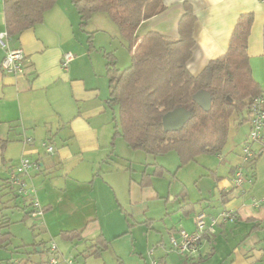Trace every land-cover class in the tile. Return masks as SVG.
Returning <instances> with one entry per match:
<instances>
[{
  "label": "crops",
  "instance_id": "obj_1",
  "mask_svg": "<svg viewBox=\"0 0 264 264\" xmlns=\"http://www.w3.org/2000/svg\"><path fill=\"white\" fill-rule=\"evenodd\" d=\"M163 2L166 8L152 18L144 20L137 30V35L141 38L149 31L155 30L169 39H177L180 36L179 24L185 13V6L190 5L196 15V44L188 67L194 75L200 74L210 61L227 52L237 19L243 13L253 12L254 22L248 39V54L253 77L260 84L264 94V0ZM95 14L101 15H94L89 22L101 18L112 24H104L109 30L96 27L90 29L88 24H82L73 0H56L44 13L41 22L17 36L8 35L4 38L5 45L0 42V137L9 141L5 148L7 152L14 145L21 150L15 157L14 166L20 164L24 158H30L37 163L23 177L28 187L27 195L30 197L25 199L31 200L34 197L38 205L41 203V207L47 208L44 212L47 216L53 211L59 212L58 209L69 202H75V209L81 213V218L86 210L97 213L99 217L107 205L112 203L110 201L105 204L106 198L111 199L109 192L106 189L104 193L100 191L98 194L99 187L103 185L96 183L97 179L91 178L94 175L98 178L100 173L95 174V171H98L99 167L103 169L102 164L114 160L112 156L117 155L112 148L115 145L117 117L112 116L110 112L111 109L114 112L115 103L110 102L111 84L106 54L114 53L117 61L116 42L124 44L126 41L112 19L109 17L107 21L106 13ZM4 32H7L6 15L4 0H0V33ZM13 48H23L26 53V69L23 74L5 73L2 70L4 56ZM68 52L74 54V59L68 69H65L62 59ZM246 114L242 112V116L241 113L234 115L226 143L218 153H202L182 166L175 151L159 156L147 155L138 162L142 165L139 179L133 176L136 170L134 161L117 155L124 165L105 171L108 174H105L106 180L112 184L111 188L116 193L117 202L121 207L122 196L126 202L124 207L131 206L135 185L140 194L147 192L153 199L165 200L163 222L167 229L175 231V237H172L171 247L164 244L157 260L152 259V262L264 264V203L261 206L254 204L255 200L264 198V151H260L259 144L256 143L252 148L257 151V155L252 161L244 160L243 147L249 141L251 130L248 112ZM244 121H247V128L241 135V125L237 126V122L244 124ZM48 143H54L57 151L43 156L40 149L46 148ZM171 152L178 158L174 171L167 160L169 156L175 158V155H169ZM12 158L10 154L7 158L4 153V159L11 162ZM78 167L82 168L83 174L79 179H73L74 185L67 186L68 181L72 180L70 175ZM239 167H243L248 180H252L240 187L233 183V177ZM170 173H173V179H166ZM144 174L150 177L142 179ZM6 175L10 177L8 173ZM43 177L46 179H42ZM6 178L0 181V203L7 194L12 193V189L5 183ZM121 179L124 181L122 184ZM18 199L13 207L15 211L4 212V215L10 218V223L2 231L8 229L7 231L12 233L10 225L13 216L21 221L32 218L27 215L31 209L27 205L29 201L26 204L25 199ZM176 200L179 206H175ZM224 211L232 212L235 218L223 220L220 214ZM199 213L206 214L208 225L213 218L217 220L213 226L214 231L204 233L196 251L180 253L174 240L181 245L182 230H196L195 217ZM147 215L148 219L143 223L152 226L155 218ZM60 216L64 219L63 213L60 212ZM233 223L239 225L229 236L228 226ZM80 225L72 228L63 226L58 234L64 240L81 242L74 245L81 248L80 253L88 257L84 264H111L107 257L111 247L107 233L101 230L102 232L94 237H86L87 226L79 228ZM133 226L135 228L137 225H130V228ZM63 231H76L80 234V239L64 237ZM124 231L128 232L126 229ZM221 234L226 238L225 247H220L218 243L213 245V236L220 238ZM12 235L14 236L13 233ZM161 239L164 240L163 235ZM101 240L103 242L100 243ZM36 244L41 251L44 243ZM47 251L50 252V247ZM16 252L24 257L26 255L25 252ZM141 257L144 256L141 254ZM62 262L59 263L69 264L66 259ZM72 264H75L74 260Z\"/></svg>",
  "mask_w": 264,
  "mask_h": 264
},
{
  "label": "trees",
  "instance_id": "obj_2",
  "mask_svg": "<svg viewBox=\"0 0 264 264\" xmlns=\"http://www.w3.org/2000/svg\"><path fill=\"white\" fill-rule=\"evenodd\" d=\"M55 1L4 0L8 35L17 36L41 22L44 13ZM73 2L83 25H87L96 12L106 13L117 25L132 52V63L123 70L117 67L114 53L106 55L111 84L110 102L119 106L115 136H123L126 143L135 150L154 156L175 151L180 157V166L202 153H218L226 143L234 115L246 111L249 118L254 98L263 94L260 84L253 77L248 54L253 12L243 13L237 19L227 52L210 61L200 74L194 75L188 67L196 44V15L190 5L186 4L179 24L180 36L169 39L155 30L141 38L137 35L144 20L166 8L163 0ZM196 97L203 99V106L196 101ZM177 107L191 111V117L182 129L166 131L163 117ZM8 142L0 137L2 159ZM148 177L144 174L142 179ZM5 183L12 191L16 189L9 176ZM19 194L24 199L30 198L28 193ZM19 194L14 195L19 198ZM25 202L31 208L28 216L47 210L45 207L37 209L38 202L34 197L31 200L25 199ZM9 223L10 218L5 215L0 219V246L5 248L13 239L11 232L2 231ZM62 236L80 239L76 231H63ZM37 246L34 244L35 250Z\"/></svg>",
  "mask_w": 264,
  "mask_h": 264
},
{
  "label": "rangeland",
  "instance_id": "obj_3",
  "mask_svg": "<svg viewBox=\"0 0 264 264\" xmlns=\"http://www.w3.org/2000/svg\"><path fill=\"white\" fill-rule=\"evenodd\" d=\"M94 15L101 14H93L89 21L93 18ZM106 17L107 21H109V16L106 15ZM87 24L90 29L91 27H96L100 28L101 30H109L108 28H105L104 24L108 26L112 25L111 23L106 22V20H101V18H97L95 21L92 20V22H87ZM109 32L108 35L110 34ZM115 52L117 53L118 58L116 61V65L118 68L123 70L131 65L132 54L129 50L127 42H125L124 44L116 42ZM113 108L114 112L111 109V115L116 116L117 121H119V106L115 103ZM243 113L247 115L246 111H243ZM246 122L244 121V124L237 122V126L241 125V135L243 134L242 131L247 128ZM111 125L114 130L113 123ZM51 144L54 148L52 153H55V151H57V146L54 143ZM112 148L115 149V153L117 155L121 157L126 156L134 161L133 166L136 170L133 172V176L135 179H139L142 171V165L138 164V162L139 160H143L142 157H146L148 154L139 150L132 149L126 143L123 136L119 134L116 135L115 145ZM40 151L43 156L50 155L45 147H41ZM20 152L21 150H19V147L16 145H14L8 152L4 150L7 158L8 154L13 156V158L10 162L8 159H5L4 161L0 157V181L6 178V173L10 174L9 171L14 166L13 164L16 160L15 157L18 156ZM117 155L112 156L114 160H110V162L102 164L104 165L103 169L99 167L98 171H95V174L100 173V176H98V178L97 175H94L91 178L97 179L96 183L100 182L105 188L104 189L103 187H99V191H97L99 192L98 194H100V191L104 193L107 189L109 193L107 191L106 192L111 197V199L106 198L105 201V204L111 201V205H107L106 210L103 211V213H101L99 217L97 213L86 210L83 217L81 218V213L75 209V202H69V204L63 207L64 209L59 208V212L53 213V211L48 216L46 215V213H36L35 215H32V218H27L26 221L18 220L15 218V216H13L10 228L14 236L12 239V243L8 246V248L0 246V264H50L49 259L54 255V253L47 250L52 244H55L58 247L59 262L65 261V259L72 257L71 259L75 261V264H84L88 257H85L86 255L80 253L81 248L75 247L74 245L81 242H70L64 240L58 234L59 229H61L63 226L72 228L73 226H76L78 224H81L79 228L87 226L85 231L86 237H94L99 232H102L101 230H104L107 233V235L109 236V240L111 241V247L108 250L107 257L111 264H150L152 262V259L157 260L158 255L163 249L161 247H163L164 244H166L168 247H171L172 237H175V231H173V229H167L163 222V216L165 213V200L163 198H157L159 200L153 199L147 192L140 194V192H138L137 190V186L135 185V189L132 190L133 201L131 206L124 207L126 205L124 196L121 197L124 209L117 202V195L111 188L112 184L108 180H106L108 174L105 173V171L107 170H114L116 168H119L121 165H124L123 160ZM169 155H175V158H172L174 156H169V158H167L169 165L173 166L172 170L174 171V169L177 167L178 158L173 152H171V154ZM82 174L83 171L81 167L75 169L74 172L70 175V179L72 180L68 181L69 184L67 186H69L70 184L74 185L73 179H79ZM173 176V173H170L169 178L166 179H173ZM42 179L46 178L43 177ZM120 181L121 184L124 182H122V179ZM90 183L91 182H89V184ZM212 185L213 183L211 184V186ZM18 192L19 191L17 190V188L13 189L12 193L7 194L4 201L0 203V219L3 218L5 214L4 212H6L7 210H13L15 202H18L17 200H19L15 197L14 194H19L20 192ZM19 195V198L24 199L22 194ZM167 200L169 201V199ZM41 206H43L41 205V203L40 205H37V209H41ZM168 206L170 208L171 204H169ZM175 206H179L177 200ZM171 210L173 209L171 208ZM60 212L63 213L64 219L60 216ZM147 214H150L149 217L155 218L153 221L154 224H152V226L143 223L148 219ZM133 224L137 226L135 228L133 226L131 229L130 225ZM238 225L239 223H233L228 226V233L230 234L229 236L232 235V231H234ZM125 229L128 232H125ZM7 230L8 229H5L4 231ZM162 235L164 236V240L161 239ZM219 236L220 238L218 236H213V245H215V243H218L220 247H225V245H227L225 236L222 234ZM37 242L44 243L42 245L43 249L41 251H38V248L36 250L34 248V244H36ZM156 249L159 251H157ZM218 249L221 252V249ZM16 251L25 252V257L23 255H19ZM90 251H92V249H90ZM153 253L155 254L151 256V254ZM141 254L145 257L146 260L144 259V257H141ZM20 259H22L23 261H20Z\"/></svg>",
  "mask_w": 264,
  "mask_h": 264
},
{
  "label": "built area",
  "instance_id": "obj_4",
  "mask_svg": "<svg viewBox=\"0 0 264 264\" xmlns=\"http://www.w3.org/2000/svg\"><path fill=\"white\" fill-rule=\"evenodd\" d=\"M8 36L7 32L0 33V42L5 45L4 38ZM74 59V54L71 52L66 53L62 59V66L65 69H68L70 62ZM26 53L23 48H13L9 49L4 56L1 67L3 72L12 73V74H23L25 72ZM251 123V130L249 134V141L244 145V160L252 161L253 158L257 155V151L253 150L252 146L256 143L259 144L260 151H264V94H261L254 98L253 105L251 107V113L249 116ZM46 145V144H44ZM48 152H53L54 148L51 144L46 145ZM37 163L33 162L30 158H24L20 164L15 166L10 173V180L13 186L17 187V190L20 193L27 194L28 187L27 183L24 180V176L28 174L29 169ZM248 180V176L245 174L243 167H239L233 177V183L235 186H243ZM34 191V190H33ZM36 201V200H35ZM264 203V198L261 200H255L254 204L256 206H261ZM38 204V203H37ZM220 217L223 220L234 219V214L230 211H224L220 214ZM196 230L194 232H187L182 230L183 242L178 244L174 240L178 251L184 253L186 251H196L198 244L201 241L204 233H207L211 230L214 231V224L217 222L215 218L212 219L210 225L206 221V214L199 213L195 217ZM50 252L54 255L49 259L50 264H59V253L57 246L52 244L50 247ZM67 263L72 264L73 260L66 259ZM152 264H156V261H153Z\"/></svg>",
  "mask_w": 264,
  "mask_h": 264
},
{
  "label": "water",
  "instance_id": "obj_5",
  "mask_svg": "<svg viewBox=\"0 0 264 264\" xmlns=\"http://www.w3.org/2000/svg\"><path fill=\"white\" fill-rule=\"evenodd\" d=\"M202 106L204 101L200 97L195 98ZM191 111L187 110L185 107H177L169 112H167L163 117V125L166 131H176L183 128L186 122L191 117ZM40 247H38V251Z\"/></svg>",
  "mask_w": 264,
  "mask_h": 264
}]
</instances>
